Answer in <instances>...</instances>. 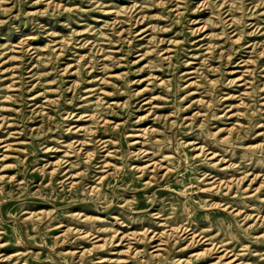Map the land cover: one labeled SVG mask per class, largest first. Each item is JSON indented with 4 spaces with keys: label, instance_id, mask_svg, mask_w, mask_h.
<instances>
[{
    "label": "rangeland",
    "instance_id": "374dc122",
    "mask_svg": "<svg viewBox=\"0 0 264 264\" xmlns=\"http://www.w3.org/2000/svg\"><path fill=\"white\" fill-rule=\"evenodd\" d=\"M0 264H264V0H0Z\"/></svg>",
    "mask_w": 264,
    "mask_h": 264
},
{
    "label": "bare ground",
    "instance_id": "6f19581e",
    "mask_svg": "<svg viewBox=\"0 0 264 264\" xmlns=\"http://www.w3.org/2000/svg\"><path fill=\"white\" fill-rule=\"evenodd\" d=\"M80 212V211H79Z\"/></svg>",
    "mask_w": 264,
    "mask_h": 264
}]
</instances>
